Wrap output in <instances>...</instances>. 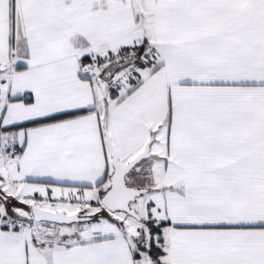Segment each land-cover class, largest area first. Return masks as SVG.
I'll return each mask as SVG.
<instances>
[{
	"label": "snow or ice",
	"instance_id": "1",
	"mask_svg": "<svg viewBox=\"0 0 264 264\" xmlns=\"http://www.w3.org/2000/svg\"><path fill=\"white\" fill-rule=\"evenodd\" d=\"M0 264H264V0H0Z\"/></svg>",
	"mask_w": 264,
	"mask_h": 264
}]
</instances>
